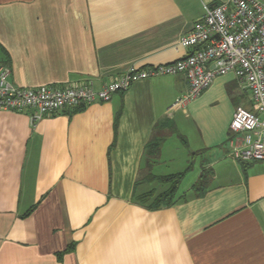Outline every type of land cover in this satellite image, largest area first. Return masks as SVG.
Wrapping results in <instances>:
<instances>
[{
    "label": "crops",
    "instance_id": "1",
    "mask_svg": "<svg viewBox=\"0 0 264 264\" xmlns=\"http://www.w3.org/2000/svg\"><path fill=\"white\" fill-rule=\"evenodd\" d=\"M222 1L0 0V66L18 86L91 79L100 89L132 66L187 55L180 38ZM187 91L183 74L157 76L36 121L0 111V264H264V160L228 156L235 108L254 111L249 95L226 74L169 111ZM163 124L200 158L175 204L151 210L132 196ZM203 169L212 177L195 197Z\"/></svg>",
    "mask_w": 264,
    "mask_h": 264
},
{
    "label": "built area",
    "instance_id": "2",
    "mask_svg": "<svg viewBox=\"0 0 264 264\" xmlns=\"http://www.w3.org/2000/svg\"><path fill=\"white\" fill-rule=\"evenodd\" d=\"M179 44L191 48V52L165 64L132 66L100 89L94 88L91 79L66 87L18 86L10 80L9 67L0 66V111L32 110L31 121H36L63 109L108 102L113 94L125 92L141 80L183 74L188 91L174 100L170 111L196 99L216 77L232 74L249 95L254 111L243 106L235 108L229 124L228 156L242 162L264 160V1L223 0L206 7Z\"/></svg>",
    "mask_w": 264,
    "mask_h": 264
},
{
    "label": "trees",
    "instance_id": "3",
    "mask_svg": "<svg viewBox=\"0 0 264 264\" xmlns=\"http://www.w3.org/2000/svg\"><path fill=\"white\" fill-rule=\"evenodd\" d=\"M83 108L84 107H79L75 109L74 112L80 111ZM171 133V128L167 127L165 124H163L162 128L158 126L154 128L152 136L149 142L145 145L143 152V166L147 174L141 179H138L134 185L132 201L151 210H157L175 204L177 201L179 184L186 173V171H183L176 174L157 176L151 172L154 164L159 159L162 143ZM187 169H190V166ZM211 177V170L203 169L201 171L199 178L192 187V192L195 197H201L205 194ZM138 183H157L164 186L165 189L160 193H157L155 190H150L148 192L138 194L136 192Z\"/></svg>",
    "mask_w": 264,
    "mask_h": 264
},
{
    "label": "rangeland",
    "instance_id": "4",
    "mask_svg": "<svg viewBox=\"0 0 264 264\" xmlns=\"http://www.w3.org/2000/svg\"><path fill=\"white\" fill-rule=\"evenodd\" d=\"M166 141V142H165ZM165 144L163 146L162 150V159L160 166L156 168L155 172L157 174H174L179 173L183 171L186 167H192V164L194 168L198 165V158L199 155L195 156V159L192 160L191 156V147L189 145H186L183 143V140L178 138L175 134H169L167 138L165 139ZM161 146V148H162ZM161 148H160V154H161ZM193 161V162H192ZM192 163V164H191ZM191 171L187 172V176L181 181L179 186V191H183V189L186 188V185L189 181V174ZM191 176V175H190Z\"/></svg>",
    "mask_w": 264,
    "mask_h": 264
}]
</instances>
